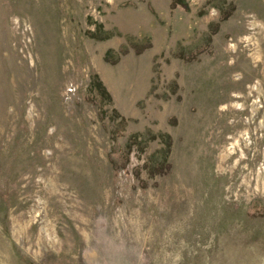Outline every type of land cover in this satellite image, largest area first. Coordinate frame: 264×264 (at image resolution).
Listing matches in <instances>:
<instances>
[{
    "label": "rangeland",
    "instance_id": "obj_1",
    "mask_svg": "<svg viewBox=\"0 0 264 264\" xmlns=\"http://www.w3.org/2000/svg\"><path fill=\"white\" fill-rule=\"evenodd\" d=\"M170 2L0 0V264H264V0Z\"/></svg>",
    "mask_w": 264,
    "mask_h": 264
},
{
    "label": "trees",
    "instance_id": "obj_2",
    "mask_svg": "<svg viewBox=\"0 0 264 264\" xmlns=\"http://www.w3.org/2000/svg\"><path fill=\"white\" fill-rule=\"evenodd\" d=\"M177 7L182 8L184 11H188V5L186 4L185 0H171V2H170V8H171V9H174V8H177ZM220 19H221V21L224 20V19H226L225 16H224V14L221 15ZM130 47L134 50V52H135L136 54H140L142 51H144L145 49H147V48L150 47V43H147V44H145V45H144V44H143V45H136V44L131 43V46H130ZM110 52H111V51H108V52L105 54L104 60L107 61V62H109V63H111V64H115V63L118 61V59L111 60L110 57H109ZM119 53H120L121 55H125V54L128 53V49H127V48H124V47H121V48L119 49ZM94 77H95V78H94ZM94 77H93L94 79H92V82L97 81V77H96V76H94ZM99 86H100V85H98V87H99ZM101 90H104V89H101ZM104 94H105V91H104ZM106 97H107L108 99H110L109 96L107 95V93H106ZM137 137H138V136H135V137H133L132 139H133V140H136ZM169 146H170V141H169L168 144H167V147H168V148H169ZM168 148H167V149H168ZM163 168H166V169H167V168H169V166H168L167 164L164 163V164H162V165H159V166L156 167L155 169L151 170L149 173L153 174V172H156L157 174H161V173H163V172L165 171Z\"/></svg>",
    "mask_w": 264,
    "mask_h": 264
},
{
    "label": "bare ground",
    "instance_id": "obj_3",
    "mask_svg": "<svg viewBox=\"0 0 264 264\" xmlns=\"http://www.w3.org/2000/svg\"><path fill=\"white\" fill-rule=\"evenodd\" d=\"M234 125V124H233Z\"/></svg>",
    "mask_w": 264,
    "mask_h": 264
}]
</instances>
